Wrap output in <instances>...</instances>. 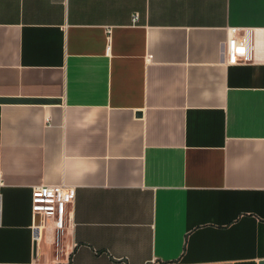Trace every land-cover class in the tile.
<instances>
[{
  "label": "crops",
  "instance_id": "0c3cea01",
  "mask_svg": "<svg viewBox=\"0 0 264 264\" xmlns=\"http://www.w3.org/2000/svg\"><path fill=\"white\" fill-rule=\"evenodd\" d=\"M0 98V264H264V0H0Z\"/></svg>",
  "mask_w": 264,
  "mask_h": 264
},
{
  "label": "built area",
  "instance_id": "2783aa9c",
  "mask_svg": "<svg viewBox=\"0 0 264 264\" xmlns=\"http://www.w3.org/2000/svg\"><path fill=\"white\" fill-rule=\"evenodd\" d=\"M255 36L256 30L253 28H230L225 46L226 63L229 65L254 63ZM74 200L75 191L65 186L42 185L33 188L34 230L38 231L47 223H52L59 240L60 233L66 227L68 206L73 204Z\"/></svg>",
  "mask_w": 264,
  "mask_h": 264
},
{
  "label": "water",
  "instance_id": "95a60500",
  "mask_svg": "<svg viewBox=\"0 0 264 264\" xmlns=\"http://www.w3.org/2000/svg\"><path fill=\"white\" fill-rule=\"evenodd\" d=\"M50 100L0 98V104H52Z\"/></svg>",
  "mask_w": 264,
  "mask_h": 264
}]
</instances>
